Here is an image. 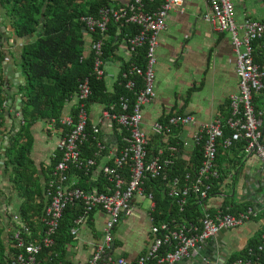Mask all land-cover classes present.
I'll use <instances>...</instances> for the list:
<instances>
[{"label":"built area","instance_id":"1","mask_svg":"<svg viewBox=\"0 0 264 264\" xmlns=\"http://www.w3.org/2000/svg\"><path fill=\"white\" fill-rule=\"evenodd\" d=\"M182 3L183 0H130L125 6H102L97 15L81 17L86 38L90 37L94 58L93 73L99 79L104 78L106 74L104 39H94L93 36H104L112 20L140 26L139 31L129 37L127 43L131 52L146 46L145 65L132 64L122 72L123 82L126 80L123 85L134 92L135 100L131 102L128 95L122 96L120 111H104L105 118L117 123L122 132L125 131V144L118 146L115 155L109 159L112 163L107 161L101 168L110 184L107 193L97 189L87 191L77 186L75 177L71 174L83 172L84 175H89L95 171L97 157L102 156L107 149L100 138V124L93 125L90 122L87 100L92 89L89 78H85L79 83L75 95V111L60 118V123L66 127L58 144L60 159L52 169L48 183L50 200L42 219L44 229L39 239L32 240L30 227L27 224L20 227L13 237L19 252L7 264H41L38 256L43 249L54 245L53 237L64 211L70 204L77 202L81 205L82 214L71 229L75 239L97 209H101L108 216L103 239L94 244L93 252L85 264H178L183 259L195 256L201 245L214 238L221 230L238 228L258 215V210L253 207L237 213H232V208L226 207L214 214L206 213L201 229L193 227L187 230L185 226L173 229L165 223L153 225L152 243L136 261L129 262L125 257L112 253L114 231L124 218L133 214L135 197L153 201V195L146 194L143 189L145 180L148 177L168 176L160 163V155L164 149L159 148L158 156L153 157L149 153L150 137L143 128V108L156 97L155 79L160 33L166 29L171 11L178 8L184 10ZM209 3L210 10L204 14V19L217 31L229 32L232 36L237 56L239 92L231 96L232 111L228 118L216 117L199 124L193 115L176 113L169 116L166 122L155 123L152 127L155 135L169 137L175 135L176 128L198 125L194 140L196 144H203L204 153L197 173L193 175L192 172H187L183 178L174 176L167 181L168 195L177 202L181 210L189 203L192 195L200 200L210 196L214 181L220 177L216 166L218 140L224 137L226 127L230 128L232 133L223 140L225 149L243 141L244 154L255 153L264 164V108L257 109L254 104V96L257 93L264 97V57L260 63L256 62L254 56V42L264 40V22L251 17L238 21L232 0H209ZM140 82L142 86L138 88ZM51 122L56 124L57 120L53 118ZM90 137L96 141L97 150L94 157H84L83 145ZM170 149L178 151L182 158V150L176 146H170ZM170 162L171 160H167L165 165ZM168 245L172 250L165 251ZM258 252L264 254V236ZM250 254V258H239L227 264H261L260 257L256 256L253 250Z\"/></svg>","mask_w":264,"mask_h":264},{"label":"crops","instance_id":"2","mask_svg":"<svg viewBox=\"0 0 264 264\" xmlns=\"http://www.w3.org/2000/svg\"><path fill=\"white\" fill-rule=\"evenodd\" d=\"M129 1L113 0L112 3L125 6ZM232 1L236 7L235 17L238 21L251 17L264 22V0ZM182 6L183 11L178 8L170 12L167 27L160 33L155 79L156 97L143 108V128L150 137L151 150L158 147L157 145L163 148L168 147L169 137L157 138V135L153 133L152 127L155 123H164L169 116L176 113L193 115L199 124L209 122L216 117H225L228 109L231 115V96L239 92L237 56L232 36L229 32L217 31L204 19V14L210 10L209 0H183ZM0 32L2 34L0 48L3 55L4 51L7 52V57L4 55L0 66L4 80L3 97L6 117L0 129V234L4 246L0 259L1 263L7 264L14 255V234L25 224L21 216L25 198L20 195L19 187L15 184L13 172L17 166L11 162L12 156L9 150L13 144V136L20 130L23 123L18 107L22 106L24 109L26 104L24 86L27 78L21 67L22 45L15 43L18 37L10 25V19L6 17L1 0ZM86 41V54H90L92 53L90 37ZM115 44L114 54L105 61L104 78L111 92L114 91L124 64L133 55L124 38ZM20 71L26 78L25 82L18 74ZM5 85L7 90L4 88ZM20 96H22V104H20ZM255 98L258 99V105L264 108L263 95L257 93ZM76 104L77 97L73 96L67 101L63 115L73 113ZM88 110L91 124H100V138L107 146L102 156L97 157V166L95 171H92L89 182L92 184L101 176L102 166L117 152L122 129L117 123L105 118L104 103L92 101ZM165 119L167 120L164 121ZM64 129L48 120H38L30 127L33 140L30 159L36 171L35 179L43 192L46 180L53 169V158L59 152L58 144ZM197 129L198 125L176 128L175 134L183 147L182 158L187 161L194 156L197 146L194 133ZM262 130L264 142V124ZM3 145L7 146L5 147L6 156H3ZM216 166L221 178L217 181L211 195L201 205V212L214 214L225 206L231 208L244 206V209L253 207L259 213L238 228L221 230L220 234H217L218 237L215 236L201 245L198 253L193 257H200L203 264H227L232 257L243 253L258 235H261V238L264 236V198L259 203L251 201L249 192L238 184L243 171L249 173V180H259L258 174L264 169L263 162L255 153L245 155L244 146L235 144L221 153L216 160ZM75 180L79 182L77 177ZM47 199L45 195L41 198L37 197L33 206L39 207V204ZM145 199L135 197L133 214L124 218L114 231L115 244L112 253L125 257L129 262L136 261L140 255L144 254L153 240L151 213L154 202L152 201L148 209L144 207ZM40 218L38 216L31 218L32 240L39 239L44 229L42 218ZM107 219V214L101 209L93 213L91 222L82 226L77 239L67 247L66 264L86 263L93 252L94 244L103 239Z\"/></svg>","mask_w":264,"mask_h":264},{"label":"trees","instance_id":"3","mask_svg":"<svg viewBox=\"0 0 264 264\" xmlns=\"http://www.w3.org/2000/svg\"><path fill=\"white\" fill-rule=\"evenodd\" d=\"M113 0H1V4L5 8L6 17L10 19V25L14 29L17 37H23L29 34L33 35V40L22 45L21 67L27 78L24 86L25 96L27 98L23 109L22 125L20 130L13 136L12 147L9 152L12 156L11 162L17 166L13 172L15 184L19 187L20 195L25 198L24 205L21 208L22 219L25 220L33 233V216L45 217V210L49 204L48 183L50 176L46 180L44 192L35 179V168L30 159V151L32 147V135L30 127L38 120L51 121L53 118L57 120L56 125L66 127L60 123L65 105L68 100L76 95L79 83L85 78H89L92 93L87 100V107L90 102H101L106 105V109L111 112H117L121 109V97L128 95L131 102H134L135 95L133 91L128 90L123 85L122 72L127 70L132 64L144 66L146 62V46H141L133 52L131 59L124 64L118 82H116L114 91L111 92L107 88L105 78H97L93 73V54H86V35L84 24L81 20L85 15H97L98 10L102 6H109ZM42 15H44V24L39 28ZM140 29V26L133 23H123L110 21L108 31L104 36L94 35V39H104V59H109L114 54L116 42L124 38L126 41L129 37L134 36ZM2 34L0 32V42ZM264 40L254 42V56L256 62H262L264 57ZM4 59L3 52L0 48V66ZM3 76L0 70V129L4 125L5 107L3 97ZM142 86V82L138 83V88ZM254 104L257 109L258 99L254 96ZM264 102H262V105ZM230 106V103H229ZM75 111V110H74ZM230 115V109L226 111L225 118ZM165 119L164 121H166ZM176 132V130H175ZM231 129L226 127L224 137L220 138L218 144L217 159L225 150L223 147L224 138L230 136ZM125 131L122 132L118 145L121 147L125 144ZM159 138V136H156ZM244 146V142L236 143ZM151 150L148 146L150 155L158 156L159 145ZM168 147H164L163 153L160 155V163L167 178L159 176L156 178L148 177L143 187L146 194L153 195L154 208L151 213L153 225L167 224L173 229L185 226L187 230L193 227H202V219L205 216L201 212V205L205 202L194 195L191 196L189 203L181 210L177 202L168 195L167 181L174 176L183 178L187 172L196 174L203 159V144L199 143L194 151L193 158L189 161L181 158L178 151H172L170 146H176L182 150V143L175 135H170L167 143ZM97 150L96 141L89 138L83 145V156L94 157ZM60 151L53 158V168L60 159ZM167 160H171L165 165ZM112 163V160L109 161ZM78 178L77 186L91 191L97 189L99 192L107 193L110 186L108 179L101 173L99 179L90 184L92 172L84 175L83 172L72 173ZM129 175H127V179ZM211 192L215 189L217 181ZM210 192V195H211ZM47 196V200H43L39 207L33 206L37 197ZM228 207L225 206L224 209ZM244 207V206H243ZM241 206L233 207L232 213L243 210ZM82 214L81 205L77 202L70 204L63 213L59 227L53 237L54 245L45 248L38 256L41 264H66L67 247L74 242L75 237L71 234L75 221ZM88 219L87 224L92 220ZM40 218V219H41ZM41 221V220H40ZM40 236V235H39ZM28 238V237H27ZM40 238V237H39ZM32 239V238H31ZM261 235L254 239L249 247L241 254L230 259L229 262L239 258H250V251L253 250L256 256L260 257L261 264H264V254L258 252L261 244ZM115 244V241H114ZM4 249L0 234V257ZM172 250L171 246H167L165 251ZM19 252L17 243L14 241L13 256ZM256 260V257L254 258ZM228 262V263H229ZM0 264H6L1 263Z\"/></svg>","mask_w":264,"mask_h":264},{"label":"water","instance_id":"4","mask_svg":"<svg viewBox=\"0 0 264 264\" xmlns=\"http://www.w3.org/2000/svg\"><path fill=\"white\" fill-rule=\"evenodd\" d=\"M43 24H44V15H42L41 22H40L38 29H41L43 27ZM32 40H33V35L29 34V35H26L23 37L16 38L15 43L18 45H24V44L30 43ZM4 55L7 57L6 51H4ZM21 56H22V52H21ZM18 74H19L20 78H22L23 81L25 82L26 78L23 76L22 71H20ZM4 88H5V90H7V85H5ZM17 88L19 90V85H17ZM19 99H20V104H22L23 103L22 96H20ZM18 110L21 114V117L23 118V115H24L23 114V107L19 106ZM9 141H10V138L8 139V142ZM5 147H7V146L3 145V149H4V152H3L4 155L3 156H6ZM263 172H264V169H262L259 172V174H258L259 180L256 179L254 181H251V180H249V173H247V171H243L241 176H240L239 182H238L239 185L241 184V187L245 188L246 191L249 192L248 195H249L251 201L256 202V203L261 202V199L264 198V174H263ZM236 190H237V188L234 189L232 196H234ZM216 237H218V236L216 235ZM210 245H208V246H210ZM182 263H184V264H203V261L201 260L200 257H193V258L183 259L178 264H182ZM205 264H208V263H205Z\"/></svg>","mask_w":264,"mask_h":264},{"label":"rangeland","instance_id":"5","mask_svg":"<svg viewBox=\"0 0 264 264\" xmlns=\"http://www.w3.org/2000/svg\"><path fill=\"white\" fill-rule=\"evenodd\" d=\"M151 204H152V200L149 198H146L144 202V207L149 209L151 207Z\"/></svg>","mask_w":264,"mask_h":264}]
</instances>
